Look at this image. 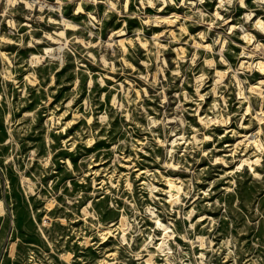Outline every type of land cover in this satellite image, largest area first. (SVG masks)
Listing matches in <instances>:
<instances>
[{"label":"rangeland","instance_id":"374dc122","mask_svg":"<svg viewBox=\"0 0 264 264\" xmlns=\"http://www.w3.org/2000/svg\"><path fill=\"white\" fill-rule=\"evenodd\" d=\"M0 264H264V0H0Z\"/></svg>","mask_w":264,"mask_h":264},{"label":"bare ground","instance_id":"6f19581e","mask_svg":"<svg viewBox=\"0 0 264 264\" xmlns=\"http://www.w3.org/2000/svg\"><path fill=\"white\" fill-rule=\"evenodd\" d=\"M34 2V1H33ZM68 25V24H67ZM45 50V53H48L49 51H51V48H45L44 49ZM35 57H37L36 55H32V58H35ZM36 60V59H35ZM255 162H257V159L255 160ZM246 163H249V162H246ZM171 184V183H170ZM170 187V186H169ZM173 187V186H172ZM3 211V210H2ZM2 211H1V213H2ZM160 246V245H159Z\"/></svg>","mask_w":264,"mask_h":264}]
</instances>
